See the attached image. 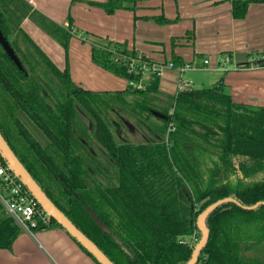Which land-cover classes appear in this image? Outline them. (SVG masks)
<instances>
[{
  "label": "trees",
  "instance_id": "obj_1",
  "mask_svg": "<svg viewBox=\"0 0 264 264\" xmlns=\"http://www.w3.org/2000/svg\"><path fill=\"white\" fill-rule=\"evenodd\" d=\"M144 1L91 4L114 14L135 11ZM230 1L235 19H243L251 3H264ZM27 18L66 53L72 36L70 25L66 30L26 0H0V34L13 52L0 40V130L69 219L115 264H187L195 246L186 238L201 235L198 216L233 198L236 203L223 204L207 218L209 241L197 264H264L247 257L245 247L264 241V107L235 103L223 80L209 89L166 94L159 72L143 82L144 58L132 64L139 59L134 51L101 37L92 43V61L129 85L85 90L23 30ZM173 63L179 67L182 61ZM19 112L46 135L47 145ZM0 162L7 166L1 154ZM52 227L62 228L50 218L38 220L33 230ZM20 232L0 203V249H11ZM261 252L264 246L257 248Z\"/></svg>",
  "mask_w": 264,
  "mask_h": 264
},
{
  "label": "crops",
  "instance_id": "obj_2",
  "mask_svg": "<svg viewBox=\"0 0 264 264\" xmlns=\"http://www.w3.org/2000/svg\"><path fill=\"white\" fill-rule=\"evenodd\" d=\"M26 1L58 25L66 29L71 26V32L76 36L72 22L81 28L90 29L88 22L102 13V10H98L101 7L91 2L105 3L108 0ZM115 13L121 23L124 17L129 26L131 23L135 25L139 33L138 43H151L156 49L163 41H166L165 44L171 43L172 57L169 62L165 60L164 66L179 58L182 61L179 66H191L185 77L198 71L210 72L214 80L212 87L223 80L225 92L235 103L264 107V3H251L243 19L233 17L230 0H148L140 2L135 11L120 9ZM155 16H165L170 19V23L175 22L176 18L180 20L176 26L168 28L167 25L158 26ZM22 28L60 70L65 69L63 47L57 41L29 18L23 21ZM105 33L100 34L105 37ZM115 38L121 41L124 37L118 35ZM72 42L75 49H79L71 62V76L77 85L93 92L127 88L126 79L119 80L123 83L119 87L118 80L108 76L103 68L92 62V44L80 45L76 40ZM205 60L209 61L206 65ZM160 61V57L156 56L154 62ZM164 72L161 74V91L176 94L179 85L177 70L167 69ZM187 79L196 88L194 79L191 76ZM260 242L251 240L246 243L247 257L264 260L262 252L256 253L258 247L264 246V241ZM0 264L97 263L65 230L52 227L37 233L21 231L11 249H0Z\"/></svg>",
  "mask_w": 264,
  "mask_h": 264
},
{
  "label": "rangeland",
  "instance_id": "obj_3",
  "mask_svg": "<svg viewBox=\"0 0 264 264\" xmlns=\"http://www.w3.org/2000/svg\"><path fill=\"white\" fill-rule=\"evenodd\" d=\"M98 10H102L101 16L92 17L93 19L90 22H88V24L91 27L90 29L81 28V27L77 26L74 22H72L74 25L73 28L76 29L75 31L77 32V35L75 36L71 32L72 36L70 38V43H69V48H68L67 53L65 52L64 48H62V52L64 53V54H62V59H64V68L68 67L71 75H72V72H71L72 58L75 57V53L79 50V49H75L74 42H72V41L76 40L79 42L80 45H90L91 46L92 42L99 41L98 39L100 36H102L105 39L108 38L109 40L117 42V43L125 44L128 50L134 51L139 58H144L146 62H149L150 66L155 65L158 67H162L165 64V60H168L167 62L170 61V59L172 57L171 56V43L167 42L165 44L166 41H163V43L158 44L159 47L157 49L155 47L153 48V46H155V45L151 44V43H144V44L138 43L137 41H139V39H138L139 33L136 31L135 25L133 23H131V25L129 26L128 20L126 18L123 17L122 18L123 22L121 23L118 19V15L116 13L115 14H108L102 8H100ZM123 10L130 11L128 9H123ZM179 20L180 19L176 18V19H174L175 22H173V23L162 24V23L158 22L157 24H158V26L161 25L163 27H165L167 25L168 28H170V27L176 26L175 24H177V22ZM31 22H33V21L31 20ZM63 28H65V27H63ZM26 30L28 31L27 28H26ZM101 32H103V33L107 32V33H105V37L102 34H100ZM136 33H137V35H136ZM118 35H123L124 38L121 41H118L115 38ZM107 44H108V42H105V41H102V43H101V45L104 46L105 48L108 47ZM155 50H157L158 53ZM156 56H159L160 60H161L158 63L154 62ZM137 63L142 64L143 61L141 62L140 59L132 61V64H137ZM144 65L147 68H150L149 65H147L146 63L143 64V67H144ZM79 67L81 69H83L82 66H79ZM143 67H142V69H143ZM103 70L108 76H112V78H114L115 80H118V82H119L118 85H120L119 87H121V85L123 83L119 80L125 81V78L116 76V75L112 74L111 72H109L105 69H103ZM164 71L162 74L165 73ZM150 73H151V71L148 72V71H145L143 69V75L145 74L146 77H149ZM189 76H191L194 79V84H195L196 89L212 88V83H213L212 81H214V80H213L210 72L198 71V72L190 73L188 75V77ZM147 80L148 79H145L143 77V82H145V81L147 82ZM128 85H129V83L127 82V86ZM18 114H19L20 119L25 123V125L27 126L29 131L40 142V144H42L43 146L47 145L49 140L46 137V135L23 112H19ZM153 120L156 121V119H153ZM131 135H133V137H135V136L139 137L138 134H131ZM117 139H119V138H117ZM131 139H133V141H134V138H131ZM38 231L35 230L34 232L37 233ZM37 237L39 238L38 235H37ZM39 240H40V238H39ZM186 240L190 244H194L193 246H196V244L201 240V235L196 231L191 236L187 237Z\"/></svg>",
  "mask_w": 264,
  "mask_h": 264
},
{
  "label": "water",
  "instance_id": "obj_4",
  "mask_svg": "<svg viewBox=\"0 0 264 264\" xmlns=\"http://www.w3.org/2000/svg\"><path fill=\"white\" fill-rule=\"evenodd\" d=\"M0 40L3 43L5 49L11 56L13 52L10 49L6 40L0 34ZM162 117V116H160ZM0 154L6 161L7 167L21 180L27 187L31 195L36 199L39 206L48 214V216L54 219L72 238H74L84 249H86L99 264H115L97 245L92 241L85 233H83L70 219L69 217L51 200L47 193L43 190L40 184L34 179L29 170L25 167L22 161L15 154L9 143L3 136L0 130ZM236 203L233 198H225L219 200L208 208H206L197 219V227L201 233V240L196 244L191 260L187 264H196L199 260V256L203 249L206 247L210 229L207 226V218L216 209L226 203ZM262 203H257L252 207H246V209H255Z\"/></svg>",
  "mask_w": 264,
  "mask_h": 264
},
{
  "label": "built area",
  "instance_id": "obj_5",
  "mask_svg": "<svg viewBox=\"0 0 264 264\" xmlns=\"http://www.w3.org/2000/svg\"><path fill=\"white\" fill-rule=\"evenodd\" d=\"M227 61H229V59ZM208 63V60L204 61L205 65ZM149 67L150 68H147L144 65L143 69L148 72H159L160 75L164 70L175 69L179 74L178 91L193 88L192 82L185 77V73L191 68L190 65L176 67L173 62H170L162 67L155 65H149ZM144 78L148 79L149 77L145 75ZM142 86V84L139 85L140 88H142ZM0 203L3 205L7 214L20 228V231H34L33 229L37 227L38 220L44 223L50 220L48 214L39 206L24 183H22L7 166L2 164L0 165Z\"/></svg>",
  "mask_w": 264,
  "mask_h": 264
}]
</instances>
